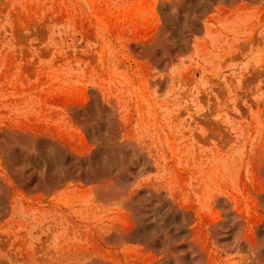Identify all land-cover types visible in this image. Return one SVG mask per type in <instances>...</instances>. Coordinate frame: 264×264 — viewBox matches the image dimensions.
<instances>
[{
	"label": "rangeland",
	"instance_id": "rangeland-1",
	"mask_svg": "<svg viewBox=\"0 0 264 264\" xmlns=\"http://www.w3.org/2000/svg\"><path fill=\"white\" fill-rule=\"evenodd\" d=\"M259 197L264 0H0V264H174Z\"/></svg>",
	"mask_w": 264,
	"mask_h": 264
},
{
	"label": "bare ground",
	"instance_id": "bare-ground-1",
	"mask_svg": "<svg viewBox=\"0 0 264 264\" xmlns=\"http://www.w3.org/2000/svg\"><path fill=\"white\" fill-rule=\"evenodd\" d=\"M262 198L259 199V202L264 204V202H263L264 200ZM222 202L225 203L226 199L225 200L223 199ZM167 204H168V202H167ZM165 205H166V202H165ZM171 206L173 207L174 212L181 214L182 217L184 218L185 223L181 222V226L186 224V222L188 221V219L191 215H193L198 220L201 219L200 218L201 215L198 212L192 213V207L193 206H191V205H188L189 207L188 206L185 207V205L182 206V205H178L177 203L173 202V203H171L170 207ZM167 207H169V206H167ZM153 211H154V209H153ZM156 211L159 212L158 207L156 208ZM171 212H172V210H171ZM154 213L156 214L155 211H154ZM216 214L217 215L214 218H212V220H209L208 224L206 223L207 226L204 227V225H202L203 223L200 224V222H198V223H195L194 226H191L189 228L191 235L189 234L190 237L188 239H187V237L184 238V239H187V241L184 244V248L176 250L175 245L171 244V246L168 247L169 253H167V256L162 255L161 258L163 259V258L167 257V261L172 259L174 264H264V241H263L264 238L260 237V236H262L261 232L264 230V219L262 221L259 220L258 221L259 223H256L255 225L249 224V222L246 221L245 215H243L240 212V210H237V209L236 210L222 209L221 211H219ZM261 215H262V213H261ZM148 216H149L148 214H144L142 212L138 213L137 221L139 220V222L142 223V230L139 232L140 235L142 234V232L148 231L149 228L153 225L152 217H148ZM167 216L169 217V219H171L172 222H175V216L173 215V212L172 213L167 212ZM249 221H250V219H249ZM135 226L130 224L127 227V226H120L118 224L115 227V231L118 232L117 234L120 233V234H129L130 235L131 234L130 232H134V234H135V231H136ZM239 226H241V228H239ZM262 226H263V230H262ZM205 230L210 231V233L212 232L213 237H214L213 241H215V243H217L216 244L217 252L225 254L224 256H226L227 253H230L232 255L226 256L225 258L223 257V260H219V261H221V263H213V262H215L213 257H212L213 255H212V253H209L211 246L201 243L202 239H200L201 242L197 241L198 238H201L202 234L204 232H206ZM182 231H184V227L182 228ZM204 235H203V237H204ZM208 238H209V235H208ZM207 244H208V242H207ZM174 247H175V249H174ZM171 248H172V250H171ZM202 254H207L208 257L206 258V256L204 255L205 260H202V258H201ZM149 260H150V257H149ZM163 261H165V260H163Z\"/></svg>",
	"mask_w": 264,
	"mask_h": 264
}]
</instances>
